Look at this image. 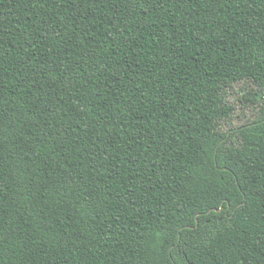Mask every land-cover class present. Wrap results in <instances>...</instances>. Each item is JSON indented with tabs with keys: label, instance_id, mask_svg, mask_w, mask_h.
I'll use <instances>...</instances> for the list:
<instances>
[{
	"label": "trees",
	"instance_id": "obj_1",
	"mask_svg": "<svg viewBox=\"0 0 264 264\" xmlns=\"http://www.w3.org/2000/svg\"><path fill=\"white\" fill-rule=\"evenodd\" d=\"M0 264H264V0H0Z\"/></svg>",
	"mask_w": 264,
	"mask_h": 264
},
{
	"label": "rangeland",
	"instance_id": "obj_2",
	"mask_svg": "<svg viewBox=\"0 0 264 264\" xmlns=\"http://www.w3.org/2000/svg\"><path fill=\"white\" fill-rule=\"evenodd\" d=\"M259 90L256 84L244 82L237 83L230 89L226 103L231 114L220 121L224 131L250 123L261 115L263 101L255 95Z\"/></svg>",
	"mask_w": 264,
	"mask_h": 264
},
{
	"label": "water",
	"instance_id": "obj_3",
	"mask_svg": "<svg viewBox=\"0 0 264 264\" xmlns=\"http://www.w3.org/2000/svg\"><path fill=\"white\" fill-rule=\"evenodd\" d=\"M214 211H217L216 209H214Z\"/></svg>",
	"mask_w": 264,
	"mask_h": 264
}]
</instances>
